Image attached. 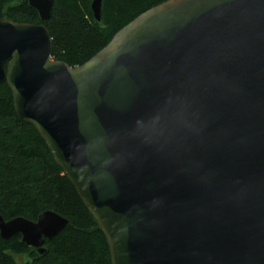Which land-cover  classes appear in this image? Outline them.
<instances>
[{
  "label": "water",
  "instance_id": "obj_1",
  "mask_svg": "<svg viewBox=\"0 0 264 264\" xmlns=\"http://www.w3.org/2000/svg\"><path fill=\"white\" fill-rule=\"evenodd\" d=\"M24 1L46 22L53 0ZM51 52L43 24L0 19V85L111 264H264V0H167L80 67ZM67 225L0 216V238L43 255Z\"/></svg>",
  "mask_w": 264,
  "mask_h": 264
},
{
  "label": "trees",
  "instance_id": "obj_2",
  "mask_svg": "<svg viewBox=\"0 0 264 264\" xmlns=\"http://www.w3.org/2000/svg\"><path fill=\"white\" fill-rule=\"evenodd\" d=\"M93 0H53L46 22L24 0H0V19L43 24L52 40L51 59L80 67L121 28L167 0H101L100 19ZM51 211L68 225L43 244L44 254L26 247L19 235L0 238V264H111L107 243L75 189L29 123L13 109L11 92L0 85V216L35 222ZM26 258V262L22 258Z\"/></svg>",
  "mask_w": 264,
  "mask_h": 264
},
{
  "label": "rangeland",
  "instance_id": "obj_3",
  "mask_svg": "<svg viewBox=\"0 0 264 264\" xmlns=\"http://www.w3.org/2000/svg\"><path fill=\"white\" fill-rule=\"evenodd\" d=\"M22 261H23V262H26V258L23 257V258H22Z\"/></svg>",
  "mask_w": 264,
  "mask_h": 264
}]
</instances>
